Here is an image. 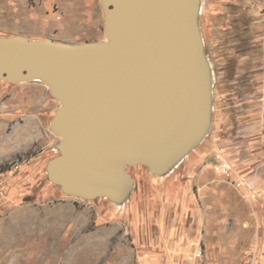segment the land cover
I'll list each match as a JSON object with an SVG mask.
<instances>
[{"label": "rangeland", "instance_id": "rangeland-1", "mask_svg": "<svg viewBox=\"0 0 264 264\" xmlns=\"http://www.w3.org/2000/svg\"><path fill=\"white\" fill-rule=\"evenodd\" d=\"M200 4L210 127L166 176L128 166L122 204L49 180L60 103L39 81H0V264H264V0ZM103 22L100 0H0V36L99 41Z\"/></svg>", "mask_w": 264, "mask_h": 264}, {"label": "water", "instance_id": "water-1", "mask_svg": "<svg viewBox=\"0 0 264 264\" xmlns=\"http://www.w3.org/2000/svg\"><path fill=\"white\" fill-rule=\"evenodd\" d=\"M105 39L82 43L0 36V81H39L60 105L49 180L69 196L115 204L128 166L166 176L207 134L212 75L200 0H100Z\"/></svg>", "mask_w": 264, "mask_h": 264}, {"label": "built area", "instance_id": "built-area-1", "mask_svg": "<svg viewBox=\"0 0 264 264\" xmlns=\"http://www.w3.org/2000/svg\"><path fill=\"white\" fill-rule=\"evenodd\" d=\"M223 162H224V159L221 156L217 155L216 161L213 164V168L215 171L220 172L223 175L229 176L231 174V169L227 164ZM18 168H19V165L15 167V169H18ZM196 257H199V254H196Z\"/></svg>", "mask_w": 264, "mask_h": 264}, {"label": "bare ground", "instance_id": "bare-ground-1", "mask_svg": "<svg viewBox=\"0 0 264 264\" xmlns=\"http://www.w3.org/2000/svg\"><path fill=\"white\" fill-rule=\"evenodd\" d=\"M197 254H199V257L201 256V246H199Z\"/></svg>", "mask_w": 264, "mask_h": 264}, {"label": "crops", "instance_id": "crops-1", "mask_svg": "<svg viewBox=\"0 0 264 264\" xmlns=\"http://www.w3.org/2000/svg\"><path fill=\"white\" fill-rule=\"evenodd\" d=\"M2 82H4V81H2Z\"/></svg>", "mask_w": 264, "mask_h": 264}]
</instances>
